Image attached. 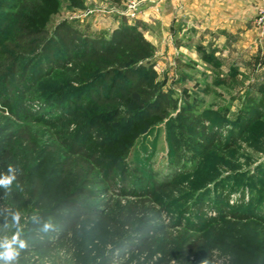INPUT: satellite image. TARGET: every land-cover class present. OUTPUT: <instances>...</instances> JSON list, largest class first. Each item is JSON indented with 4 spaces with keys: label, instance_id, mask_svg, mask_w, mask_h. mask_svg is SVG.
Listing matches in <instances>:
<instances>
[{
    "label": "rangeland",
    "instance_id": "374dc122",
    "mask_svg": "<svg viewBox=\"0 0 264 264\" xmlns=\"http://www.w3.org/2000/svg\"><path fill=\"white\" fill-rule=\"evenodd\" d=\"M183 12L175 0H45L32 14L50 31L62 21L93 38L108 39L126 25L141 31L156 52L139 72L174 100L176 108L165 118L155 116L151 109L141 111L134 97L119 107L128 113L122 117L106 115L96 107H82L74 115L69 108L60 122L62 114L48 112L58 111L64 105L62 97L78 89L71 73L63 70L33 87L19 85L16 77L7 84L1 77L0 127L12 126L17 132L28 126L38 149L49 147L50 158L64 151L63 140L70 132L85 130L86 150L106 154L115 168L116 184L106 183L108 189H103L100 200L110 196L139 200L132 195L149 191L154 196L148 205L161 211L165 207L162 222L179 240L175 252L188 235L201 234L204 248L215 243V258L226 245L235 244L262 253L264 259V86L255 85L264 80L257 73L259 64L264 65V39L254 26L255 16L252 27H246L248 22L238 29L229 27L237 34L231 33L233 39L227 42L213 40L205 29H199L200 34L191 31L180 25L184 20L176 23V14ZM8 32L0 10V59L5 58L2 47ZM252 34L260 46L258 52L250 41ZM37 69L33 63L29 72ZM123 77L113 76L116 89ZM79 88V94L88 95V90ZM46 95L48 102L56 104L48 106ZM21 103L28 107L19 118L14 108ZM45 106L53 109L43 113ZM203 127L210 138L203 135ZM113 239V233L104 231L90 234L87 242L99 256ZM190 260L208 264L203 255ZM40 264L52 263L44 259ZM132 264H139L138 256ZM163 264H176V260Z\"/></svg>",
    "mask_w": 264,
    "mask_h": 264
},
{
    "label": "trees",
    "instance_id": "16d2710c",
    "mask_svg": "<svg viewBox=\"0 0 264 264\" xmlns=\"http://www.w3.org/2000/svg\"><path fill=\"white\" fill-rule=\"evenodd\" d=\"M44 1L0 0L2 17L9 30L2 47L5 58L0 59L3 68L0 78L5 77V83L16 77L19 85L33 87L58 71L71 73L78 89L62 97L64 105H59L58 111L52 110L53 107L43 108V113L52 110L48 112L51 116L62 114L58 116L60 122L66 118L69 108L74 115L82 112V107H96L106 115L122 117L128 113L119 107L134 97L139 100L141 111L151 109L155 116L165 118L176 108L174 100L139 72L156 52V46L141 31L126 25L114 30L108 39L93 38L67 21L58 23L50 31L32 14ZM77 6L82 8L83 4ZM24 61L26 64L21 65ZM33 63L39 72H29ZM115 73L124 75L118 89L116 82L111 81ZM79 87L88 90V95L79 94ZM46 97L48 106L56 104L48 102ZM27 107L21 103L14 111L20 118ZM197 120L201 122L199 117ZM200 130L206 138L211 137L205 127ZM84 133L85 130L70 132L63 140L64 151L50 158L49 147L38 149L28 126L17 132L12 126L0 127V173L6 172L10 164L18 169L12 191L5 193L0 189V235L14 231L3 225L8 210L19 209L22 238L28 245L21 252L19 264H40L44 259L52 264H113L120 259L124 260L122 264H132L137 256L139 264L153 261V264H163L170 259L176 260V264H192L191 257L199 259L202 255L208 264H264L262 253L247 251L235 244L226 245L215 258L212 250L215 243L204 248L201 234L188 235L175 252L179 240L162 222L165 207L161 211L148 205L154 196L149 191L125 194L137 196L139 200H115L112 196L100 200L101 192L108 187L106 183L116 184L115 168L106 154L86 150ZM33 215L45 220L51 217L55 230L40 232L38 225L32 223ZM104 231L113 233L114 239L109 241L106 250L95 256V248L90 247L87 237ZM161 253L163 256L157 259Z\"/></svg>",
    "mask_w": 264,
    "mask_h": 264
},
{
    "label": "crops",
    "instance_id": "0c3cea01",
    "mask_svg": "<svg viewBox=\"0 0 264 264\" xmlns=\"http://www.w3.org/2000/svg\"><path fill=\"white\" fill-rule=\"evenodd\" d=\"M175 4L177 7L182 6L185 9V13L176 14V23L184 20V24L180 22V25H187L192 29L191 31L200 34L199 29H205L213 40L225 38L227 42H231L233 39L231 33L237 34V30H231L229 27L238 29L243 27L244 22H248L246 27H252L250 21L255 16H253L255 9L258 8L256 0H175ZM247 32L251 35L250 29ZM256 40L252 34L251 43H256ZM255 48L258 52L260 48L258 42ZM219 52L217 51L216 54ZM259 65L261 66V64ZM260 66L257 67V73L264 76V65ZM255 85L264 86V80L260 83L258 81Z\"/></svg>",
    "mask_w": 264,
    "mask_h": 264
},
{
    "label": "clouds",
    "instance_id": "9594fccd",
    "mask_svg": "<svg viewBox=\"0 0 264 264\" xmlns=\"http://www.w3.org/2000/svg\"><path fill=\"white\" fill-rule=\"evenodd\" d=\"M18 169L9 165L7 171L0 173V189L5 193L12 191L13 184L17 181ZM19 187V185H16ZM9 218L11 223L9 224ZM22 213L19 209L8 210L3 227L5 229L11 228L12 234L0 235V264H19V257L21 252L27 248V242L23 237ZM32 223L38 225L39 231L42 233H49L55 230V223L51 217L43 219L38 215H33Z\"/></svg>",
    "mask_w": 264,
    "mask_h": 264
},
{
    "label": "built area",
    "instance_id": "2783aa9c",
    "mask_svg": "<svg viewBox=\"0 0 264 264\" xmlns=\"http://www.w3.org/2000/svg\"><path fill=\"white\" fill-rule=\"evenodd\" d=\"M256 1L258 4V10L253 23L255 28L259 30V35L261 38L264 39V0Z\"/></svg>",
    "mask_w": 264,
    "mask_h": 264
}]
</instances>
